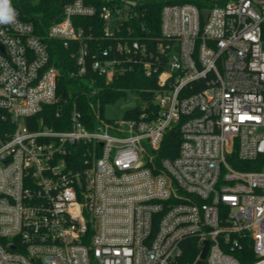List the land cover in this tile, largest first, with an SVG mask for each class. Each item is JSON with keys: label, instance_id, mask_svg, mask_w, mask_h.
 Returning a JSON list of instances; mask_svg holds the SVG:
<instances>
[{"label": "built area", "instance_id": "2783aa9c", "mask_svg": "<svg viewBox=\"0 0 264 264\" xmlns=\"http://www.w3.org/2000/svg\"><path fill=\"white\" fill-rule=\"evenodd\" d=\"M149 1L70 0L47 28L71 76L156 78L154 110L64 130L37 125L67 104L48 46L0 24V264H199L206 242L201 264H264V0H160L158 37Z\"/></svg>", "mask_w": 264, "mask_h": 264}, {"label": "trees", "instance_id": "16d2710c", "mask_svg": "<svg viewBox=\"0 0 264 264\" xmlns=\"http://www.w3.org/2000/svg\"><path fill=\"white\" fill-rule=\"evenodd\" d=\"M70 0H10V6L13 9L21 11V15L25 20L33 23L36 33L40 36L44 43L48 46L50 63L58 68L60 72L58 93L63 99L67 100V104L63 106H44L42 112L36 116L39 120L37 125L48 126L55 130H64L68 128L69 116L73 109L80 112L83 121L90 123L94 120V111L97 112L102 119V108L104 105L116 102L118 99L125 97L127 92H135L138 95L139 104L136 108L127 111L124 118L138 117L143 112L154 110V91L156 89V78L144 77L137 71L127 73L124 76L107 84L104 78L96 77L89 70L83 76H71L70 73L76 70L75 61L70 57V50L65 49L60 41L45 38L47 28L55 21L59 20L58 14L63 5ZM177 3H193L198 7H202L201 0H175ZM87 5H101L105 0H84ZM160 0L149 1L147 4V14L144 19L145 27L147 28L146 35L149 37H158L160 23ZM91 19H85L86 25ZM89 60V59H88ZM95 78L94 84L90 87L91 79ZM91 89H97V95L92 96ZM144 109V110H143ZM59 112V115L56 114ZM10 124L4 122L0 118V131L3 128L9 127ZM178 139L166 137L159 157L171 156L176 152ZM241 169H250L247 166H236ZM196 254V250L188 248L184 252V256L180 262L185 263L191 261ZM248 256L238 254L240 264H250L255 257L249 252ZM240 255V256H239Z\"/></svg>", "mask_w": 264, "mask_h": 264}, {"label": "rangeland", "instance_id": "374dc122", "mask_svg": "<svg viewBox=\"0 0 264 264\" xmlns=\"http://www.w3.org/2000/svg\"><path fill=\"white\" fill-rule=\"evenodd\" d=\"M138 95L135 92H127L125 97L116 102L107 104L102 108V116L105 120H120L127 111L136 108L139 104Z\"/></svg>", "mask_w": 264, "mask_h": 264}, {"label": "clouds", "instance_id": "9594fccd", "mask_svg": "<svg viewBox=\"0 0 264 264\" xmlns=\"http://www.w3.org/2000/svg\"><path fill=\"white\" fill-rule=\"evenodd\" d=\"M15 15L14 9L10 6V0H0V24L13 22Z\"/></svg>", "mask_w": 264, "mask_h": 264}, {"label": "water", "instance_id": "95a60500", "mask_svg": "<svg viewBox=\"0 0 264 264\" xmlns=\"http://www.w3.org/2000/svg\"><path fill=\"white\" fill-rule=\"evenodd\" d=\"M202 14H203L204 17L206 16L205 12H203ZM206 248H207V242L205 243V246H204V248H203V250L201 252V256H200V260L201 261L203 260V258H205ZM201 261L199 262V264H201Z\"/></svg>", "mask_w": 264, "mask_h": 264}]
</instances>
